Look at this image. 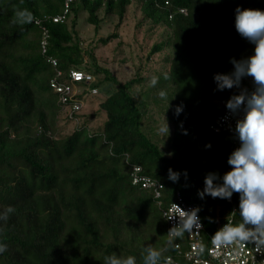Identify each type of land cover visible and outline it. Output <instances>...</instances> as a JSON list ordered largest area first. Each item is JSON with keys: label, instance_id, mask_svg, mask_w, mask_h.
Instances as JSON below:
<instances>
[{"label": "trees", "instance_id": "1", "mask_svg": "<svg viewBox=\"0 0 264 264\" xmlns=\"http://www.w3.org/2000/svg\"><path fill=\"white\" fill-rule=\"evenodd\" d=\"M66 1L0 0V243L6 245L0 264H104L112 253L136 256L142 264L145 246L166 245L163 211L177 193L198 204L206 230L214 233L220 221L228 222L231 207L225 200H201L197 190L203 173L226 172L232 146L227 134L209 129L219 102L231 94L214 91L212 77L231 70L230 57L250 52L233 29L235 6L264 9V0H72L67 21L52 23L48 17L61 15ZM134 4L141 12L136 28L148 23L150 31H164L146 61L166 53L158 69L142 73L140 67L122 83L93 51L82 49L76 19L87 13L99 32L103 11L119 28ZM23 10L31 19L17 22ZM37 19H46V54ZM116 37L114 32L102 42ZM49 57L65 73L76 68L94 75V83L79 84V112L72 113L73 100L64 104L51 87L56 70ZM104 85L113 91L105 87L107 98L86 113V101ZM177 105H183L178 117ZM165 119L169 135L158 131ZM169 168L181 173L178 182L167 179ZM135 177L161 184L160 197ZM238 220L232 216V223ZM170 256H176L173 247L162 253L161 264Z\"/></svg>", "mask_w": 264, "mask_h": 264}, {"label": "clouds", "instance_id": "2", "mask_svg": "<svg viewBox=\"0 0 264 264\" xmlns=\"http://www.w3.org/2000/svg\"><path fill=\"white\" fill-rule=\"evenodd\" d=\"M16 18L17 22L25 23L31 19V14L26 10L18 11ZM233 29L250 46V52L239 58L230 57L228 63L231 70L215 73L212 79L214 91L231 93L224 102L225 114L221 120L227 122L230 139L237 147L227 156L228 171L223 174L216 171L205 173L197 197L201 200L208 197L230 201L233 194L237 195V205L229 215H236L239 220L222 224L211 235L210 242L214 248L250 247L255 253L264 254V9L236 5L233 9ZM150 83L154 86L157 78L153 76ZM165 95V92H159L160 97ZM182 111L183 105H177L174 115L178 117ZM158 131L169 135L166 119ZM183 134H187L186 130ZM204 147L210 149L211 144ZM180 175L171 168L167 170V179L173 183L178 182ZM183 175L187 180V171ZM173 205L179 215L174 216L176 223L166 234L165 247L155 249L145 246L142 264H161L162 253L175 246V238L201 229L199 207L183 210ZM207 219L209 223L213 222L211 217ZM5 250L6 245L0 243V253ZM199 251H204L203 245ZM104 264H137V257L112 253L104 257ZM163 264H171V258L163 257Z\"/></svg>", "mask_w": 264, "mask_h": 264}, {"label": "built area", "instance_id": "3", "mask_svg": "<svg viewBox=\"0 0 264 264\" xmlns=\"http://www.w3.org/2000/svg\"><path fill=\"white\" fill-rule=\"evenodd\" d=\"M72 0H68L65 3L63 13L54 17H48L52 23H64L67 21L70 13V4ZM168 5V3H166ZM180 13L186 14V10L181 9ZM171 18V17H170ZM47 19V18H46ZM46 19H37L35 24L42 29L43 39L41 40V51L42 54H46L48 50V29L43 21ZM48 63L56 70L55 76L50 81V85L53 88L56 94H59L62 102L68 103L70 100H73L72 103V113L79 112L83 107V102L79 99H76L80 95L83 88L79 84L83 83L86 85L92 84L96 81L94 75L87 73L81 69L71 68L68 72H63L58 69V62L56 59L49 57ZM91 94H97L98 89L93 88ZM227 99H223L219 102L218 115L214 119V122L209 126L210 131L216 134L225 133L230 138V133L228 132L227 122H223L221 118L225 114L224 102ZM231 141L232 150L237 147V144ZM227 169L226 171H228ZM134 182H142L143 187L153 190L155 197H160V190L162 185L157 181H154L150 178H139L135 177ZM236 194H233V197L230 201H226L231 209L229 213L235 207L234 198ZM176 204L183 210H188L194 207H199L198 204L189 203L185 201L180 193L176 194V200L170 204L163 211V216L165 217L168 223V230L170 227L174 226L176 223V218L174 216L179 215L178 210L174 207ZM198 215L201 218L200 212ZM232 216L228 218V222H232ZM227 222V223H228ZM202 227L199 230H194L191 233H185L180 237L179 242L174 243L173 251L176 253V256H170L171 264H179L176 261L177 258H183L187 264H264V254L255 253L250 247H237L232 246L228 248L216 249L211 245L210 237L213 233L206 230L205 225L201 218ZM224 223L221 221L218 223L216 230ZM176 239V238H175ZM185 243V248L183 246ZM204 246V251L200 252V246Z\"/></svg>", "mask_w": 264, "mask_h": 264}, {"label": "rangeland", "instance_id": "4", "mask_svg": "<svg viewBox=\"0 0 264 264\" xmlns=\"http://www.w3.org/2000/svg\"><path fill=\"white\" fill-rule=\"evenodd\" d=\"M87 17L88 14L84 12L80 13L76 19L75 29L82 49L87 52L93 51L99 64L102 67L108 68L120 82L125 83L135 78L136 72L140 67L142 73L148 68H159L160 60L166 52L153 55L149 61H146V57L153 45L161 41L164 31L162 28L150 31L148 23L136 28L141 17V12L135 4L129 7L127 19L119 28L116 27L117 19L105 17L102 11L100 17L105 22L102 24L101 30L96 32L95 27L87 23ZM114 32H116L118 37L111 39V42L105 45L102 40L111 36ZM87 60L90 59L87 58ZM145 73L148 74L149 71ZM105 87L106 85L100 88L101 93L99 96L91 97L86 101L84 108L86 113H93L97 110L99 101L107 98V93L104 90ZM143 87L147 88L148 84ZM106 89L113 91V89L108 87ZM157 119H160V117ZM98 123L99 120L94 122L93 126L97 127ZM70 127L68 126L64 131L68 132Z\"/></svg>", "mask_w": 264, "mask_h": 264}]
</instances>
